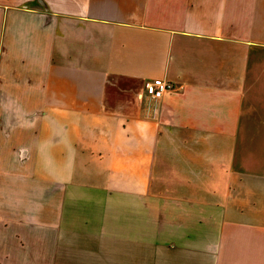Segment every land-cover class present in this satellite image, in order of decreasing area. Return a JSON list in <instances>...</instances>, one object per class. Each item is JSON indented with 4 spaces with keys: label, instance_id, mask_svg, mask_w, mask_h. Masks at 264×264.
Here are the masks:
<instances>
[{
    "label": "crops",
    "instance_id": "crops-1",
    "mask_svg": "<svg viewBox=\"0 0 264 264\" xmlns=\"http://www.w3.org/2000/svg\"><path fill=\"white\" fill-rule=\"evenodd\" d=\"M0 226L39 263L45 226H150L97 264H264V0H0Z\"/></svg>",
    "mask_w": 264,
    "mask_h": 264
},
{
    "label": "rangeland",
    "instance_id": "rangeland-1",
    "mask_svg": "<svg viewBox=\"0 0 264 264\" xmlns=\"http://www.w3.org/2000/svg\"><path fill=\"white\" fill-rule=\"evenodd\" d=\"M13 231L11 233V230L7 228L6 226H0V260L2 259V251L3 246L5 247L8 245L9 249H12V261H9L12 264H60L54 262V255H60L64 253H70L73 251L76 253L75 250L78 252H82L83 249L85 250L86 254H91L89 257L88 262L84 260L83 262H78L77 264H91V257L95 262L93 264H97V260L99 258H95V256L99 255L101 257H107L109 255L110 257H118V256H133V255H152L153 254V230L150 229V226H139L135 230L132 227L135 226H104L103 229H91L95 226H85V229L88 231H93L95 233V236L98 235L95 239L99 240H89V242H82V246L77 249L70 248V247H62V243L65 241H69L70 234L69 233L66 237L64 234L62 235L60 230H58V226H45V238H46V262L45 263H39L38 256H41L43 258L44 253L40 254V251L42 247H38L36 245L35 248H31L32 250H36V255H30L28 256V251L23 249L20 245L21 242L20 237L17 235L18 233L25 237L28 236L31 239H37V237L41 238V230L42 226H28L29 231H26L24 226H12ZM69 227V226H65ZM76 227V226H74ZM83 226H77L76 229ZM123 227H125L123 229ZM130 230H126L129 229ZM146 227V228H145ZM153 229V226H151ZM40 228V230H39ZM146 230H143V229ZM8 229V230H7ZM69 229V228H68ZM74 229V228H73ZM143 231H140V230ZM43 231V230H42ZM75 232V230H74ZM14 235V237H13ZM85 232L78 231V238H85ZM69 236V237H68ZM73 236H76L73 234ZM24 238V240H25ZM40 249V250H39ZM27 252V253H26ZM39 252V253H38ZM43 252V249H42ZM98 257V256H97ZM11 259V258H9ZM25 260V261H24ZM86 261V262H85ZM4 264V263H0ZM67 264V263H62ZM69 264V263H68Z\"/></svg>",
    "mask_w": 264,
    "mask_h": 264
},
{
    "label": "built area",
    "instance_id": "built-area-1",
    "mask_svg": "<svg viewBox=\"0 0 264 264\" xmlns=\"http://www.w3.org/2000/svg\"><path fill=\"white\" fill-rule=\"evenodd\" d=\"M174 88V82L163 78H155L145 83L146 94L153 98L162 97L168 90Z\"/></svg>",
    "mask_w": 264,
    "mask_h": 264
}]
</instances>
